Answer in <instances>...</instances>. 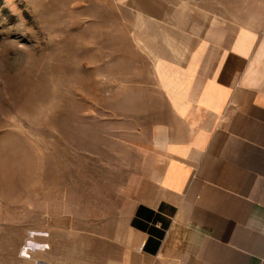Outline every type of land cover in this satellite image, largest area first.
<instances>
[{
  "label": "rangeland",
  "instance_id": "obj_1",
  "mask_svg": "<svg viewBox=\"0 0 264 264\" xmlns=\"http://www.w3.org/2000/svg\"><path fill=\"white\" fill-rule=\"evenodd\" d=\"M144 2L0 0V264H47L54 224L126 225L163 159L145 28L264 21V0H154L147 23Z\"/></svg>",
  "mask_w": 264,
  "mask_h": 264
},
{
  "label": "crops",
  "instance_id": "obj_2",
  "mask_svg": "<svg viewBox=\"0 0 264 264\" xmlns=\"http://www.w3.org/2000/svg\"><path fill=\"white\" fill-rule=\"evenodd\" d=\"M161 32L144 44L163 159L111 235L54 224L47 264H264V21Z\"/></svg>",
  "mask_w": 264,
  "mask_h": 264
}]
</instances>
